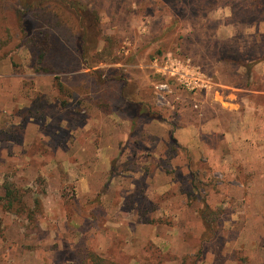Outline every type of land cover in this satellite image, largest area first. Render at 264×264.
Instances as JSON below:
<instances>
[{
	"label": "rangeland",
	"instance_id": "rangeland-1",
	"mask_svg": "<svg viewBox=\"0 0 264 264\" xmlns=\"http://www.w3.org/2000/svg\"><path fill=\"white\" fill-rule=\"evenodd\" d=\"M66 1L0 0V264H264V0Z\"/></svg>",
	"mask_w": 264,
	"mask_h": 264
},
{
	"label": "trees",
	"instance_id": "trees-1",
	"mask_svg": "<svg viewBox=\"0 0 264 264\" xmlns=\"http://www.w3.org/2000/svg\"><path fill=\"white\" fill-rule=\"evenodd\" d=\"M36 1L39 0H19V4L22 5L23 7L29 9L30 6H33L34 3ZM42 1V0H41ZM61 2H63L66 6H68L75 14L78 18L82 17V12H84L87 7L83 6L82 4H80L79 2L73 3V2H69L66 0H59ZM26 20L25 19H21L18 18V27L21 29V31L24 30V26H26ZM81 22H82V18H81ZM84 24V23H83ZM85 27V26H84ZM84 31L81 32L80 34V39H79V44H91V46L97 42V37H96V32L94 33L95 28L93 27H89V28H83ZM42 33V32H41ZM44 37H41L38 41H36L35 39L32 38H28L29 40H26L28 43V47L29 49L36 55V62L40 65H42V70L43 71H48V68L44 65V61H45V57L47 55L46 53V49H47V41H48V36L46 34L43 33ZM40 67V66H39ZM133 111L137 112L136 108L134 106H132ZM144 113L149 114L150 115V111L149 109H144ZM3 188V193L0 194V206L3 207L6 210H10V211H15L17 212L20 207H22L21 202H20V197L16 196V192L18 191L11 183L9 182H4V184L2 185ZM211 212L208 208L207 205H204V208L200 211L202 219H206L204 212ZM210 215V214H209ZM205 224L206 227H208V221L207 219L205 220ZM207 229V228H206ZM205 231L203 232V236H205ZM99 259L100 261H102L101 258H96V260ZM194 263V262H193ZM182 264H192L190 262H183Z\"/></svg>",
	"mask_w": 264,
	"mask_h": 264
},
{
	"label": "built area",
	"instance_id": "built-area-1",
	"mask_svg": "<svg viewBox=\"0 0 264 264\" xmlns=\"http://www.w3.org/2000/svg\"><path fill=\"white\" fill-rule=\"evenodd\" d=\"M166 71L169 76L175 77V79L183 85L185 88L190 90H196L204 85L206 81L201 77L197 71H181L179 68H173V66L167 67ZM157 98L163 99L164 95L169 92V86L166 82L159 83L155 86Z\"/></svg>",
	"mask_w": 264,
	"mask_h": 264
}]
</instances>
